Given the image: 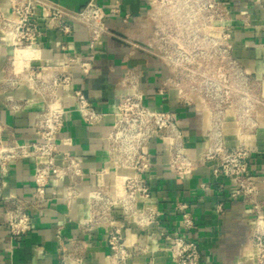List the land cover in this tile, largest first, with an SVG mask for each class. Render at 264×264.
<instances>
[{
  "label": "built area",
  "instance_id": "obj_1",
  "mask_svg": "<svg viewBox=\"0 0 264 264\" xmlns=\"http://www.w3.org/2000/svg\"><path fill=\"white\" fill-rule=\"evenodd\" d=\"M108 12L102 0H86L77 9L63 6L55 0H9V12L0 0V60L3 49L11 48L9 66L0 74V98L10 110H23L28 103L13 92L24 86L41 96L45 107L39 113L34 140L21 142L14 135L4 136L5 124L0 120V205L7 206V227L12 238H19L33 228L34 211L45 208L50 200L62 198L68 207L81 196V184L86 173L80 158L61 145H72V138L61 136L65 126V98L75 102V108L85 123L95 125L113 117L104 138L111 166L97 174L100 182L88 193L89 215L80 224L88 229L108 228L110 264H131L142 247L128 248L123 226L116 211L131 220L142 232L161 223L163 212L153 200L152 184L147 173L153 166L150 147L161 140L167 153L171 172L180 179L190 178L198 166L213 162L215 177L230 179L235 189L233 198H241L257 213L251 228L256 263L264 264V208L259 199L260 180L250 173L251 150L245 142L228 145L225 140V117L239 97L240 82H253L238 56L237 33L241 27H256L253 9L256 7L264 27V0H147L153 22L152 44L148 50L168 71L158 94L173 98L183 106H193L208 116L203 132L207 138L204 152L193 158L187 149V134L176 110L152 108L145 102V92L134 74L125 77L126 91L119 96L113 112L97 110L88 96L74 86V70L88 76L103 38L109 33V13H119V0ZM129 18L127 14L124 18ZM45 28L65 36L73 33L76 24L88 31V51L70 54L59 64L43 62L42 46ZM244 45V44H243ZM28 49L33 53H22ZM33 160L34 191L30 200L2 195L1 182L11 166L23 160ZM112 175L107 180V175ZM69 178L67 182L66 179ZM203 186V185H202ZM177 210L183 228L189 230L195 222L189 204L180 202ZM224 204L217 205L222 213ZM157 237L164 240L174 264H200L201 250L197 242L179 232L161 230ZM60 264H86L81 256H64Z\"/></svg>",
  "mask_w": 264,
  "mask_h": 264
},
{
  "label": "crops",
  "instance_id": "obj_2",
  "mask_svg": "<svg viewBox=\"0 0 264 264\" xmlns=\"http://www.w3.org/2000/svg\"><path fill=\"white\" fill-rule=\"evenodd\" d=\"M71 9L80 8L86 0H55ZM115 0H102L109 12ZM3 9L9 12V0H1ZM119 13H109V33L103 38L88 76L74 70V86L88 96L99 111H114L119 96L126 91L125 77L134 74L145 92V102L152 108L176 110L187 134L189 154L198 158L204 152L207 138L203 129L208 121L205 113L193 106L178 104L173 98L163 99L158 94L167 69L148 50L152 44L153 22L150 19L147 0H119ZM254 28L241 27L237 33V53L250 73L259 79L258 69L264 67V27L262 17L255 7ZM129 18L125 21V16ZM42 46L43 62L59 64L66 59L62 46L70 54H85L88 51V31L79 24L70 36L45 28ZM1 41V35H0ZM244 44V45H243ZM11 48H4L0 60V74L8 68ZM13 94L28 103L23 110H10L0 98V120L6 125L4 136L14 135L21 142L34 140L35 124L45 103L41 96L21 86ZM65 126L61 136L72 138V145H61L80 158L86 173L81 184V196L68 207L62 198L50 200L45 208L34 211L33 228L19 238H12L7 227V206L0 205V264H60L64 256H81L86 264H110L108 228L96 226L88 229L80 222L89 215L88 193L100 182L97 172L111 166L104 138L113 117L89 125L84 122L71 98H65ZM264 130L254 134H242L234 121L225 123V140L228 145L244 141L251 150L250 173L258 180L264 179ZM153 166L147 173L152 184L154 202L163 212L161 223L142 232L129 219L116 211L123 226L125 244L128 248L142 247L136 252L131 264H174L167 243L157 237L161 230L179 232L198 243L201 250L200 264H257L251 228L257 213L241 198H233L234 183L227 178L215 177L211 172L213 162L198 166L188 179H180L170 171L165 146L161 140L151 147ZM33 160H23L11 166L8 176L1 182L2 195L30 200L34 191ZM107 180L112 175L106 176ZM69 181V178L66 179ZM203 185V186H202ZM259 199L264 204V188ZM186 202L194 218L193 228L186 230L177 204ZM222 202L224 210L217 212ZM264 216V208L261 213Z\"/></svg>",
  "mask_w": 264,
  "mask_h": 264
},
{
  "label": "rangeland",
  "instance_id": "obj_3",
  "mask_svg": "<svg viewBox=\"0 0 264 264\" xmlns=\"http://www.w3.org/2000/svg\"><path fill=\"white\" fill-rule=\"evenodd\" d=\"M257 71L264 79V67ZM247 72L255 79L253 82L239 83L237 89L240 95L235 98L231 111L224 116V122L227 123L230 119L240 128L242 134H254L260 129L264 130V81L248 69ZM260 185L264 186V179L260 180Z\"/></svg>",
  "mask_w": 264,
  "mask_h": 264
},
{
  "label": "bare ground",
  "instance_id": "obj_4",
  "mask_svg": "<svg viewBox=\"0 0 264 264\" xmlns=\"http://www.w3.org/2000/svg\"><path fill=\"white\" fill-rule=\"evenodd\" d=\"M29 53H33V50L28 49V50L24 51L22 54L25 55V54H29Z\"/></svg>",
  "mask_w": 264,
  "mask_h": 264
},
{
  "label": "water",
  "instance_id": "obj_5",
  "mask_svg": "<svg viewBox=\"0 0 264 264\" xmlns=\"http://www.w3.org/2000/svg\"><path fill=\"white\" fill-rule=\"evenodd\" d=\"M240 1H242V2H243L244 0H240Z\"/></svg>",
  "mask_w": 264,
  "mask_h": 264
}]
</instances>
